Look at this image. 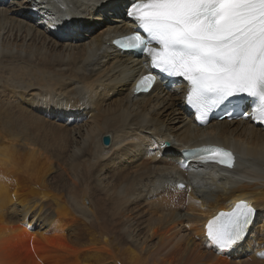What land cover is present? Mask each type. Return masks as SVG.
I'll return each mask as SVG.
<instances>
[{
	"label": "bare ground",
	"instance_id": "6f19581e",
	"mask_svg": "<svg viewBox=\"0 0 264 264\" xmlns=\"http://www.w3.org/2000/svg\"><path fill=\"white\" fill-rule=\"evenodd\" d=\"M62 3L74 17L53 28L48 7ZM130 3L0 0V123L11 119L0 134V264H59L61 255L80 264H264V132L251 121L196 128L185 82L134 98L150 64L110 46L132 31ZM203 145L234 150L235 169H181L182 152ZM241 202L257 217L220 254L207 225Z\"/></svg>",
	"mask_w": 264,
	"mask_h": 264
},
{
	"label": "snow or ice",
	"instance_id": "6c2138e0",
	"mask_svg": "<svg viewBox=\"0 0 264 264\" xmlns=\"http://www.w3.org/2000/svg\"><path fill=\"white\" fill-rule=\"evenodd\" d=\"M126 15L139 30L118 46L141 52L159 73L187 81L188 103L202 124L210 111L246 95L258 101L250 118L264 125V0H131ZM61 23L60 17L49 18L53 28ZM156 80L155 72L143 77L138 91L151 90ZM198 156L229 168L234 163L231 152L218 148ZM254 216L255 208L243 202L231 214H221L207 225L210 245L220 254L230 251Z\"/></svg>",
	"mask_w": 264,
	"mask_h": 264
},
{
	"label": "rangeland",
	"instance_id": "374dc122",
	"mask_svg": "<svg viewBox=\"0 0 264 264\" xmlns=\"http://www.w3.org/2000/svg\"><path fill=\"white\" fill-rule=\"evenodd\" d=\"M11 0H9V2H10ZM4 118V117H3ZM2 118V119H3ZM5 120V121H4ZM4 120L3 121H1L2 123H0V134H7V132L9 131V130H7V129H11V125H10V122H11V119H9V118H4ZM4 122V123H3ZM4 127H5V129H4ZM3 130V131H2ZM22 172H25V170H24V168H23V170H22ZM56 170H55V172H54V174H56ZM22 177H24L25 179H26V177H25V175L24 174H22ZM54 177V176H53ZM26 181H28L27 179H26ZM36 191V190H35ZM8 212V211H7ZM185 230H189V225L188 224H185ZM190 231V230H189ZM60 261H61V263L62 264H80L78 261H76L72 256H69V255H61L60 256ZM61 263H59V264H61Z\"/></svg>",
	"mask_w": 264,
	"mask_h": 264
},
{
	"label": "water",
	"instance_id": "95a60500",
	"mask_svg": "<svg viewBox=\"0 0 264 264\" xmlns=\"http://www.w3.org/2000/svg\"><path fill=\"white\" fill-rule=\"evenodd\" d=\"M111 143H112V140H111L110 136H105L103 138V145L104 146L109 147V146H111Z\"/></svg>",
	"mask_w": 264,
	"mask_h": 264
}]
</instances>
